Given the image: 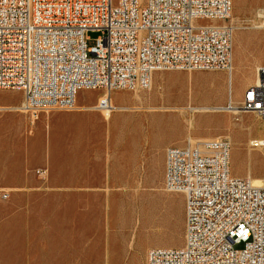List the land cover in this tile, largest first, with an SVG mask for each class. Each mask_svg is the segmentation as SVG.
I'll use <instances>...</instances> for the list:
<instances>
[{
  "label": "rangeland",
  "instance_id": "obj_1",
  "mask_svg": "<svg viewBox=\"0 0 264 264\" xmlns=\"http://www.w3.org/2000/svg\"><path fill=\"white\" fill-rule=\"evenodd\" d=\"M263 12L264 0H250L245 16L250 23L238 29L264 34V29L251 28L262 24ZM236 23L233 14L227 24L235 32ZM99 35L88 33L89 48ZM246 67L236 72L234 64V103L243 99L242 87L255 83L259 65L251 72ZM228 74L163 70L154 73L148 89H115L110 93L113 106L131 109H113L110 125L94 108L106 95L103 89L81 90L78 109H52L36 118L22 112L27 121L19 164L14 167L11 160L9 186L0 188V220L9 214L11 252L26 264H122L146 260L152 247L183 246L185 197L166 188L165 153L171 146L190 145L191 137L227 138L241 157L252 151L254 173L263 172L264 180V148L251 146L264 140L263 119L242 109L237 114L227 109L191 111L229 107ZM20 100L18 106L3 105ZM22 102V92L0 90V113L19 111ZM161 140L169 142L164 150L158 148ZM11 148L14 156L17 148ZM235 163L240 170V161ZM6 167L0 162V178ZM41 169L46 170L42 176L37 174ZM4 192L9 199L1 198ZM140 216L145 220L137 229Z\"/></svg>",
  "mask_w": 264,
  "mask_h": 264
},
{
  "label": "built area",
  "instance_id": "obj_2",
  "mask_svg": "<svg viewBox=\"0 0 264 264\" xmlns=\"http://www.w3.org/2000/svg\"><path fill=\"white\" fill-rule=\"evenodd\" d=\"M232 11L233 0H0V90L22 92L17 109L36 118L103 89L95 108L110 115L113 90L148 89L155 72H232ZM90 31L100 33L91 48ZM256 74L238 107L264 120V64ZM231 149L223 137L167 148L166 188L185 197V243L150 248L146 264H264V180L234 177Z\"/></svg>",
  "mask_w": 264,
  "mask_h": 264
},
{
  "label": "crops",
  "instance_id": "obj_3",
  "mask_svg": "<svg viewBox=\"0 0 264 264\" xmlns=\"http://www.w3.org/2000/svg\"><path fill=\"white\" fill-rule=\"evenodd\" d=\"M249 2L250 0H233L232 15L234 14L235 18L237 19V23H236L237 30L236 32H234L235 40L233 39V72H234V64L236 66L235 68L236 72H239L240 70L239 67L243 65L247 66L246 68H248V71L251 72L257 65L260 66L264 64V46H262V44L264 43V34L259 33V32L251 33V32L238 29L239 27H242L250 23V21L247 20L245 17L247 15ZM263 13H259V16H262ZM260 26L261 24L259 25L254 24L253 27L251 28L256 29V30L264 29V28H261ZM254 43H257L256 48H253ZM244 90H245V86L242 87V91H241L242 97L244 94ZM229 93L231 97L232 90ZM105 96H103L102 98H104ZM240 102H242V100ZM20 103H21V100L16 104H3V105L18 106L20 105ZM231 103L234 104L232 97H231ZM90 109H93V108H90ZM26 121H27L26 114L19 112V111L0 113V156H1L0 162L2 164L5 163L7 166L5 175L2 174V177L0 178V188H5L9 186L8 164H11V160L14 161V164H13L14 167H17L16 165L19 164V158H20L19 150L21 147H23L22 145L24 144L25 136H26ZM242 123L246 124L247 122L243 120ZM247 126H249L250 130L254 129V127H252V125L248 123H247ZM164 141L165 140H161V142L159 143L158 148L161 150H164V148L167 145H169V142L166 143ZM183 144L184 143H182L181 145ZM10 147L17 148V151L14 153V156L10 155V151H12V148L9 149ZM234 149L233 150L231 149V173L232 175L234 177H248L249 176V177H254V180H263L260 178L263 175V172L261 174L254 173L252 163L250 160L252 151H249L248 153L249 157H244V156L241 157V155H239ZM165 160H166V153H165ZM237 161H240V165H241L240 170H238L239 169L238 165L235 163ZM143 216H140L137 222L138 223L137 229L139 228V226L142 225L143 221L145 220ZM0 221H1L0 264H26L24 257L19 258L18 253H16L15 250L11 252L9 227H8L9 214L6 213L5 219L2 215ZM4 222L6 225L5 227H4ZM179 240H180L179 241L180 242L179 245H180L181 239ZM120 263L122 264L123 263L124 264H146V260H141L139 258H133V259H128L126 261H121Z\"/></svg>",
  "mask_w": 264,
  "mask_h": 264
},
{
  "label": "bare ground",
  "instance_id": "obj_4",
  "mask_svg": "<svg viewBox=\"0 0 264 264\" xmlns=\"http://www.w3.org/2000/svg\"><path fill=\"white\" fill-rule=\"evenodd\" d=\"M262 16L264 17V13L262 14ZM261 28H264V22L261 24V26H260ZM230 74H228V77H227V81H228V84H229V92L231 91V81H232V75H233V70H232V72H229ZM147 97V96H146ZM105 98V97H104ZM139 98V97H138ZM143 99H144V97H143ZM145 100V99H144ZM78 101V100H77ZM232 104V103H231ZM235 104V103H234ZM234 104H232L233 106L231 107L232 109H230V107H201V108H192L191 109V111H193L194 109H203V110H212V109H214V110H225V109H227V111L228 110H230L231 112H233V113H235V114H237V113H240L241 112V110H239V108L240 107H238V105H234ZM236 104H242V102H240V103H236ZM77 109H78V107H76ZM142 108V107H141ZM148 109H156V108H153V107H147ZM163 108V107H162ZM113 109H116V110H118V111H123V110H130L131 108H126V107H114L113 106ZM165 109V108H164ZM195 111V110H194ZM106 116V118H107V120H108V123H109V125L111 124V122L112 121H110L111 120V114L110 115H108V114H106L105 115ZM192 119V118H191ZM193 120L191 121V125L190 126H193ZM201 140L202 139H199V138H194V137H191L190 138V144L191 145H195L197 142H201ZM259 141H264V140H259ZM258 141V142H259ZM255 183L256 184H262L263 183V180H255ZM177 238H179V237H177Z\"/></svg>",
  "mask_w": 264,
  "mask_h": 264
}]
</instances>
